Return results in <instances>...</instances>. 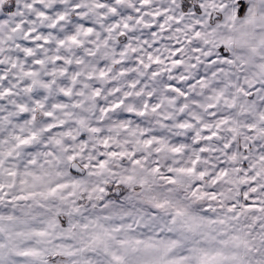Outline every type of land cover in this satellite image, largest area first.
Listing matches in <instances>:
<instances>
[{
	"label": "snow or ice",
	"instance_id": "1",
	"mask_svg": "<svg viewBox=\"0 0 264 264\" xmlns=\"http://www.w3.org/2000/svg\"><path fill=\"white\" fill-rule=\"evenodd\" d=\"M0 264H264V0H0Z\"/></svg>",
	"mask_w": 264,
	"mask_h": 264
}]
</instances>
